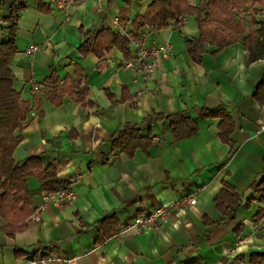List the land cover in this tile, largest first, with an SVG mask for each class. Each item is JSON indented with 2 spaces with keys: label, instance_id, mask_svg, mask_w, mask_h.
I'll list each match as a JSON object with an SVG mask.
<instances>
[{
  "label": "crops",
  "instance_id": "1",
  "mask_svg": "<svg viewBox=\"0 0 264 264\" xmlns=\"http://www.w3.org/2000/svg\"><path fill=\"white\" fill-rule=\"evenodd\" d=\"M25 1L10 69L15 88L31 108L13 156L23 163L29 155H37L43 166L53 165L58 176L70 179L76 199L58 207L45 198L36 176L30 175L27 184L39 219L9 237L0 217V264L47 256L75 258L51 264H228L237 253H263L264 200L256 201L249 185L264 170V129H260L264 103L252 98L264 58L247 61L243 35L214 56L210 55L213 46L206 44L207 52L195 64L184 47L186 36H198L194 16H186L180 29L146 30L145 46L168 42L172 52L156 70L144 73L126 68L116 49L97 58L82 56L76 47L82 39L81 27L118 29L119 23H114L118 18L127 20L125 31H129L131 19L143 13L151 0H132L129 5L122 0H87L64 10L43 0L49 13L38 11V0ZM10 2L0 0V19L8 14ZM258 16L264 22V7ZM31 44L40 49L25 54ZM52 63L61 79L75 77L76 66L82 68L81 81L89 86L92 107L68 97L54 106L44 97L41 82ZM34 83L37 91H32ZM122 86L132 94L134 105L118 102L110 112L111 101L104 90L118 98ZM200 106L221 107L231 116L235 128L230 145L220 140L217 119L198 118L194 107ZM186 110L199 125L195 136L174 141L169 125L158 122L153 126L156 143L146 151L128 158L112 150L111 136L120 124L147 114ZM222 181L241 196L233 218H222L214 207ZM189 197H195V203L179 207L156 227L95 242L96 221L103 214H114L121 225L138 213ZM247 201L249 206H244ZM239 225L242 229L236 232Z\"/></svg>",
  "mask_w": 264,
  "mask_h": 264
},
{
  "label": "trees",
  "instance_id": "2",
  "mask_svg": "<svg viewBox=\"0 0 264 264\" xmlns=\"http://www.w3.org/2000/svg\"><path fill=\"white\" fill-rule=\"evenodd\" d=\"M129 5L132 0H122ZM259 5V6H257ZM26 6L25 0H11L8 14L0 19V217L4 219L3 230L12 237L18 231L27 228V219L36 211L29 189L27 178L36 176L40 190L44 194H52L71 184L69 178L58 176L57 170L51 164L42 165L37 155H29L23 163H18L13 156L14 150L22 141L21 130L28 121L31 103L21 96L13 82L15 79L10 64L17 52L16 32L20 13ZM143 13L131 19V29L125 31L127 20L118 19V29L102 25L96 30L80 28L81 42L76 51L82 56L93 54L101 58L105 52L112 49L120 51L124 61L134 59L136 51L133 43L140 42L141 34L146 30L164 29L180 22L183 16H194L197 23L198 36L185 37L184 47L190 60L199 64L203 54L207 52L205 45L213 46L211 56L216 55L228 45L239 41L241 35L242 47L248 53L247 61L254 63L264 58V22L258 16L264 7V0H199L196 5H190V0H151ZM38 11L51 12L43 0H38ZM48 73L42 79L41 90L44 97L53 104L61 105L65 97L80 103L83 107H92L88 99L89 86L81 81L82 68L76 66L75 77L57 73L56 64L48 67ZM111 101L108 108H113L118 102H128L134 105L132 94L126 86H122L117 98L109 90H104ZM252 98L257 104L264 103V71L262 77L253 87ZM34 104L40 105L38 98ZM198 118L218 120L217 134L223 143L231 144V133L235 128L234 120L225 109H211L206 106L194 107ZM42 115L41 112L38 113ZM158 122H166L174 141H180L195 136L199 125L186 111H176L170 114L157 112L147 114L138 121L120 124L111 136L114 152L122 153L130 158L136 151H146L155 143L153 126ZM106 157L103 163H106ZM218 194L214 197V207L221 217L233 218L237 205L241 202L240 194L234 188L222 181ZM249 187L256 193L255 200H264V170L251 181ZM250 201L244 203L249 206ZM206 223L212 221L204 219ZM98 233L95 242L113 237L118 233L120 224L114 214H103L97 221ZM242 225L235 231L239 232ZM16 256L20 252L16 250ZM184 264H194L193 261ZM228 264H264V252H252L248 255L237 253Z\"/></svg>",
  "mask_w": 264,
  "mask_h": 264
},
{
  "label": "built area",
  "instance_id": "3",
  "mask_svg": "<svg viewBox=\"0 0 264 264\" xmlns=\"http://www.w3.org/2000/svg\"><path fill=\"white\" fill-rule=\"evenodd\" d=\"M87 0H51V4L57 10H64L70 5L81 4ZM103 1V0H99ZM190 5H192L190 3ZM186 16L180 18V22L177 24L172 23V27L175 29H180L183 26L184 19ZM114 23L118 24V18H115ZM145 39V33L141 34L140 42H134V50L136 51V57L134 59H128L124 61V66L127 68H132L140 72L149 73L159 66V62L166 60L170 57L172 52L171 45L168 42H162L156 44L155 46H145L143 40ZM40 49L38 45L31 44L26 46L24 53L28 55H33ZM39 86L34 83L32 86V91H37ZM264 129V125H260V129ZM45 198L54 202L58 207L63 206L66 203L73 202L76 199V193L69 186L59 189V191L52 194H45ZM195 203V197H189L188 199L180 198L174 203L151 208L146 210V212H141L136 214L131 221L126 224H121L118 233L124 234L130 231L141 232L149 228H153L161 224V221L167 219V217L172 214L179 207L187 206L189 204ZM39 219L38 212L34 211L31 216L27 219L26 223L29 224L32 221ZM75 258L67 257H52L47 256L46 258L39 257L33 259H21L18 260L17 264H51L53 262H73Z\"/></svg>",
  "mask_w": 264,
  "mask_h": 264
}]
</instances>
